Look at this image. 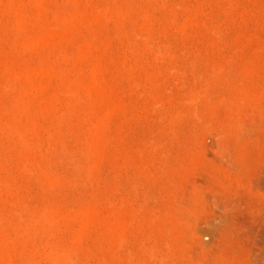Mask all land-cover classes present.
<instances>
[{
  "label": "rangeland",
  "instance_id": "374dc122",
  "mask_svg": "<svg viewBox=\"0 0 264 264\" xmlns=\"http://www.w3.org/2000/svg\"><path fill=\"white\" fill-rule=\"evenodd\" d=\"M263 93L264 0H0V264L264 258Z\"/></svg>",
  "mask_w": 264,
  "mask_h": 264
},
{
  "label": "bare ground",
  "instance_id": "6f19581e",
  "mask_svg": "<svg viewBox=\"0 0 264 264\" xmlns=\"http://www.w3.org/2000/svg\"><path fill=\"white\" fill-rule=\"evenodd\" d=\"M101 11V10H100ZM264 94V93H263ZM196 102V101H194ZM256 108V107H255ZM258 110V108H257ZM261 110V109H260ZM263 110V109H262ZM261 110V111H262ZM218 112V111H217ZM194 113V112H193ZM264 119V118H263ZM256 121V120H255ZM263 122V120L261 121ZM245 123V122H244ZM243 122H239L235 125V128L233 129V136L236 140L240 141L241 139H246V137L248 136L249 134V131H248V127L244 124ZM248 123V122H247ZM257 124V123H256ZM208 126V125H206ZM249 126V125H248ZM231 133V132H230ZM229 147V146H228ZM228 150V149H227ZM239 154V153H238ZM227 155V158L230 160V165L232 164V166H242V163L239 161V159L237 158V155H235V153H226ZM261 156V162L260 164L257 166V168L254 170L253 174H252V177L249 181V187H250V190L252 192L255 193V195H257L260 199L263 200L264 202V153H261L260 154ZM240 158H242V154L240 156ZM241 160V159H240ZM243 169V168H242ZM203 192V191H201ZM206 199V198H204ZM190 201V200H189ZM203 205V204H202ZM206 207V206H205ZM190 210V208H189ZM184 211V210H183ZM182 211V213H184ZM190 212V211H189ZM207 212V210H206ZM186 213V212H185ZM178 214V212H177ZM180 214V213H179ZM184 215V214H183ZM197 215V214H196ZM178 216V215H177ZM185 216V215H184ZM195 216V215H194ZM199 216V215H198ZM180 217V216H179ZM202 217V215L200 216ZM199 217V219H200ZM205 217V216H204ZM174 218V216H173ZM197 219V217H195ZM180 219V218H179ZM187 219V218H186ZM204 219V218H203ZM189 221L191 220V218L188 219ZM201 221V219H200ZM191 222V221H190ZM260 222V220H259ZM258 222V223H259ZM180 225V224H179ZM207 225V224H206ZM218 225V224H217ZM220 225V224H219ZM257 225V224H256ZM192 226V225H191ZM212 226V225H211ZM255 226V225H254ZM180 227V226H179ZM184 227V226H182ZM216 228H218L217 226H215ZM230 227V226H229ZM185 228V227H184ZM209 228L208 230H210V227H207ZM213 228V226H212ZM194 229V227H193ZM192 229V230H193ZM219 229V228H218ZM234 229V228H233ZM230 228V233L231 235L234 233H238V235L241 237V238H247L249 240H251V243H252V247L255 248L256 247H260V248H264V225H260L257 229L253 226H247V227H242L240 228L239 230L235 231V229L233 230ZM237 229V228H236ZM207 230V231H208ZM190 232V230H187V232ZM195 231V230H194ZM197 231V230H196ZM206 231V232H207ZM193 232V231H192ZM209 232V231H208ZM194 233V232H193ZM196 233V232H195ZM216 233V232H215ZM192 234V233H191ZM188 236V235H187ZM230 236V235H229ZM194 237V236H193ZM247 241V240H246ZM252 249V248H251ZM264 250V249H263ZM57 251V250H56ZM260 251V250H259ZM258 251V252H259ZM50 252H52L50 250ZM63 252V251H62ZM260 252H263V251H260ZM259 252V253H260ZM57 253V252H56ZM71 253V252H70ZM150 253V252H149ZM62 254H65V253H62ZM61 254V255H62ZM151 254V253H150ZM252 254V253H250ZM60 255V254H59ZM69 255V254H68ZM53 256V255H52ZM54 256H57V254ZM49 257V256H48ZM67 257V256H66ZM249 260H248V263L247 264H264V258L262 257L259 258V255H257L256 253H253L252 255L249 256ZM54 258V257H53ZM58 258V257H57ZM65 258V256H64ZM68 258V257H67ZM66 258V259H67ZM55 259V258H54ZM70 261V260H68ZM54 262V261H53ZM65 262V260H64ZM63 262V263H64Z\"/></svg>",
  "mask_w": 264,
  "mask_h": 264
}]
</instances>
